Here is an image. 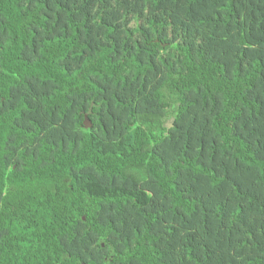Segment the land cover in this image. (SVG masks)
Returning a JSON list of instances; mask_svg holds the SVG:
<instances>
[{
	"label": "trees",
	"instance_id": "trees-1",
	"mask_svg": "<svg viewBox=\"0 0 264 264\" xmlns=\"http://www.w3.org/2000/svg\"><path fill=\"white\" fill-rule=\"evenodd\" d=\"M0 264H264V0H0Z\"/></svg>",
	"mask_w": 264,
	"mask_h": 264
},
{
	"label": "water",
	"instance_id": "water-1",
	"mask_svg": "<svg viewBox=\"0 0 264 264\" xmlns=\"http://www.w3.org/2000/svg\"><path fill=\"white\" fill-rule=\"evenodd\" d=\"M172 121H173V119H170L169 123H166V128H170L172 126V124H171ZM83 127L84 128H89L90 127V121L87 119L86 116L83 119Z\"/></svg>",
	"mask_w": 264,
	"mask_h": 264
},
{
	"label": "rangeland",
	"instance_id": "rangeland-1",
	"mask_svg": "<svg viewBox=\"0 0 264 264\" xmlns=\"http://www.w3.org/2000/svg\"><path fill=\"white\" fill-rule=\"evenodd\" d=\"M167 123H169V120L167 121Z\"/></svg>",
	"mask_w": 264,
	"mask_h": 264
}]
</instances>
